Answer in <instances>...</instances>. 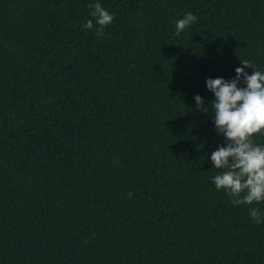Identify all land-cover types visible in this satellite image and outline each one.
Instances as JSON below:
<instances>
[{
  "label": "trees",
  "instance_id": "obj_1",
  "mask_svg": "<svg viewBox=\"0 0 264 264\" xmlns=\"http://www.w3.org/2000/svg\"><path fill=\"white\" fill-rule=\"evenodd\" d=\"M242 59L264 71V0H0V264H264L212 180L206 81Z\"/></svg>",
  "mask_w": 264,
  "mask_h": 264
},
{
  "label": "clouds",
  "instance_id": "obj_2",
  "mask_svg": "<svg viewBox=\"0 0 264 264\" xmlns=\"http://www.w3.org/2000/svg\"><path fill=\"white\" fill-rule=\"evenodd\" d=\"M89 8L95 24L89 19L83 27L103 35V30L113 22L114 14L98 2L90 4ZM196 22L195 14H185L175 22L176 35ZM242 63L243 67L235 69L234 79L219 77L206 81L208 90L215 96L210 102L215 128L227 141L226 146L221 145L211 153L213 168L223 169L212 180L218 191L223 190L231 197L233 205H248L250 218L255 224H261L264 212L253 205L264 203V144L255 143L254 138L264 136V71L255 67L256 70L248 74L245 68L255 65L243 59ZM241 79L246 87L238 86ZM195 101L203 111H209L203 107L204 99L199 94Z\"/></svg>",
  "mask_w": 264,
  "mask_h": 264
}]
</instances>
